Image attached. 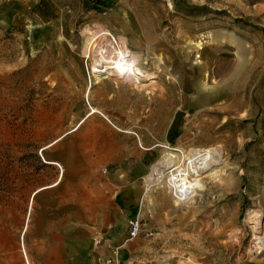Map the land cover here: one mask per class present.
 Masks as SVG:
<instances>
[{"label":"rangeland","instance_id":"rangeland-1","mask_svg":"<svg viewBox=\"0 0 264 264\" xmlns=\"http://www.w3.org/2000/svg\"><path fill=\"white\" fill-rule=\"evenodd\" d=\"M211 149L183 201L152 170ZM23 226L31 264L263 263L264 0H0V264Z\"/></svg>","mask_w":264,"mask_h":264},{"label":"bare ground","instance_id":"bare-ground-1","mask_svg":"<svg viewBox=\"0 0 264 264\" xmlns=\"http://www.w3.org/2000/svg\"><path fill=\"white\" fill-rule=\"evenodd\" d=\"M173 151L177 150L174 149ZM214 153L215 152H213L212 154L211 149L209 151L201 152L197 155L188 156L189 158L187 161L188 164L186 169H178L179 159L176 158V156L172 153H165L161 157V160L152 166V170H154V173L155 171H159L160 174L163 172V174L167 176V178L165 179V184L167 185L168 190H170L171 195L174 197L175 200L183 201L182 199H185L187 196H190L193 191H195L197 188L199 189V187L201 186L202 177L198 178V176L206 174L205 179H212L216 175H218V172H220L215 169V165L218 164L220 161L218 162V160L210 159L215 155ZM217 159H219V157ZM259 239L261 240L262 238L260 237Z\"/></svg>","mask_w":264,"mask_h":264},{"label":"crops","instance_id":"crops-1","mask_svg":"<svg viewBox=\"0 0 264 264\" xmlns=\"http://www.w3.org/2000/svg\"><path fill=\"white\" fill-rule=\"evenodd\" d=\"M45 162L48 163V162H54V161L47 160ZM60 172H61V169H60ZM60 172L57 173L56 179L52 183L37 188L36 190L33 191V193L35 191L39 190V189H43V188H47V187L55 185L58 182V180H59ZM56 221H58V220H56ZM50 222H51V225L53 226L55 220L52 219L51 221H49L47 219L46 223H45L46 226H49ZM47 230H48V228H47ZM23 231H24V226L22 227V230H21V233H20V236H19V239H20L19 240L20 251H21V255H22L24 264H31L30 260H29V257L27 255L26 248L24 246L23 238L21 237ZM41 242H42V248H41L40 251H41V256L42 257L49 258L50 255H52L51 256V257H53L52 264H62L64 262V261H61V258H63V250L61 249L60 246L55 245L54 239H51V240L45 239V240H42ZM112 245H114V244H112ZM112 247H121V245L120 246L119 245H117V246L115 245V246H112ZM110 253H111V250H109L108 252L104 253L103 255H110ZM118 253H119V256L121 258L126 259L125 257H127V256L122 250H119ZM54 258H56L57 260L54 261L55 260ZM94 260H95V258H94ZM65 262H66L65 264H69L68 260H66ZM47 264H49V263L47 262ZM93 264H94V261H93ZM237 264H249V263H246V262L242 261V262H239ZM250 264H264V262L262 263V261H254L253 263H250Z\"/></svg>","mask_w":264,"mask_h":264},{"label":"built area","instance_id":"built-area-1","mask_svg":"<svg viewBox=\"0 0 264 264\" xmlns=\"http://www.w3.org/2000/svg\"><path fill=\"white\" fill-rule=\"evenodd\" d=\"M139 230V223L136 219H129L126 224V234L128 238L134 237ZM98 242L94 238V244ZM94 264H140L134 259H123L118 255L116 248H111L110 255L99 254L95 257Z\"/></svg>","mask_w":264,"mask_h":264}]
</instances>
